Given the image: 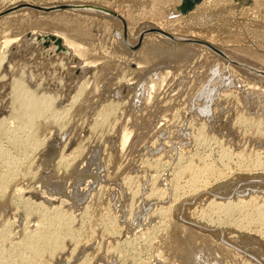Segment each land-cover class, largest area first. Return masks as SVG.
I'll use <instances>...</instances> for the list:
<instances>
[{
  "label": "rangeland",
  "instance_id": "1",
  "mask_svg": "<svg viewBox=\"0 0 264 264\" xmlns=\"http://www.w3.org/2000/svg\"><path fill=\"white\" fill-rule=\"evenodd\" d=\"M263 72L264 0H0V264H264Z\"/></svg>",
  "mask_w": 264,
  "mask_h": 264
},
{
  "label": "water",
  "instance_id": "2",
  "mask_svg": "<svg viewBox=\"0 0 264 264\" xmlns=\"http://www.w3.org/2000/svg\"><path fill=\"white\" fill-rule=\"evenodd\" d=\"M33 8L38 10V11L44 12V13H51V12H56V11H60V10H65V9L78 10V9H82L83 7L80 8V7L67 5V6H58V7H52V8H41V7H39V8L38 7H33ZM101 11H103L102 13L108 14V15H110L112 17H115V18H117V19H119L120 21L123 22L121 17L118 16L116 13H114L112 11H108V10H105V9H102ZM160 34H162L164 36H167V37H170V35H167V34H165L163 32H160ZM144 36H145V33H143L141 35L140 41L143 40ZM28 38L30 39V36ZM125 38H127V34L126 33H125ZM172 39H174V38H172ZM174 41H177V42H181V41H183V42H191V43L204 45L205 47L211 49L212 51L216 52L217 54L221 55L222 57L227 58L223 52H221L218 49H216L214 47H211V46H209V45H207L205 43L199 42V41H195V40H180V39H174ZM35 42H37L36 43L37 45L40 44L41 46H43L45 48H49V46L51 44H53L55 47H57L56 53H59L61 51H65V47L63 46L62 39L57 37V36H55V35H51V34L39 35V36L36 37ZM261 74H263V76H264V72L261 73Z\"/></svg>",
  "mask_w": 264,
  "mask_h": 264
},
{
  "label": "bare ground",
  "instance_id": "3",
  "mask_svg": "<svg viewBox=\"0 0 264 264\" xmlns=\"http://www.w3.org/2000/svg\"><path fill=\"white\" fill-rule=\"evenodd\" d=\"M75 7H80L81 8V6H75ZM92 9H94V7H92ZM103 8H97V10H99V11H101ZM105 10H107V9H105ZM101 12H103V11H101ZM159 13V12H158ZM40 32V31H39ZM146 32V31H145ZM163 32V31H162ZM165 33V32H164ZM160 34V33H159ZM53 35V34H52ZM56 35V34H55ZM160 35H162V34H160ZM170 35V34H169ZM30 36V39L28 38ZM27 35V37L25 38V42H24V45H25V47H28V48H30L29 47V44L32 42V45H36V47H40L41 45L39 44V45H37L36 43L37 42H35V39H36V37L37 36H39V34H37L36 32H34L33 31V33H31V35ZM58 37V36H57ZM167 37V36H166ZM174 38V39H178L177 37H174V36H170V37H168V38H170L171 40H173L174 41V39H172V38ZM214 38V37H213ZM140 39V38H139ZM180 39V38H179ZM130 40V39H129ZM192 40V39H191ZM13 41V40H12ZM18 41V40H17ZM63 42V46L65 47V51H61V52H59V53H56V51H57V47H55L53 44H51L50 46H49V49H48V51L46 52V56H47V58L49 57V55H53V60H60V59H62L63 57H65L66 58V56L68 57V55L70 54V47H72L73 48V44H72V42H71V40H67V39H65L64 41H62ZM13 43H15V42H11V40L10 41H8V42H6V44H5V47L6 48H8V47H11L12 45H14L15 46V44H13ZM129 43V42H128ZM31 45V44H30ZM53 46V47H52ZM23 47V46H22ZM18 48H20V47H18ZM71 48V49H72ZM32 49V48H31ZM39 49V48H38ZM9 50V49H8ZM26 50V49H25ZM12 51V50H11ZM15 51V50H14ZM18 51V50H17ZM30 51V50H29ZM28 51V52H29ZM44 51V50H43ZM27 52V53H28ZM39 52V51H38ZM19 53V51L17 52V54ZM25 53V52H24ZM16 54V53H15ZM42 54H43V52H42ZM45 54V53H44ZM34 56H35V54H33ZM42 56H45V55H42ZM45 56V57H46ZM74 56V55H73ZM226 56V55H225ZM5 57V56H4ZM7 57V56H6ZM227 57V56H226ZM34 58V57H33ZM229 58V57H228ZM20 59V58H19ZM38 59V58H37ZM25 60V59H24ZM36 60V59H35ZM233 60V59H232ZM13 61V60H12ZM31 61V60H30ZM73 61V60H72ZM35 62V61H34ZM33 62V63H34ZM37 62V61H36ZM40 64H42L41 62H40ZM73 69V68H72ZM74 72V71H73ZM84 73V72H83ZM69 74V73H68ZM79 75V74H78ZM82 76V75H81ZM80 77V76H79ZM83 78V77H82ZM77 79V78H76ZM75 80V79H74ZM75 84V83H74ZM50 90V89H49ZM48 96V95H47ZM43 99H45L44 98V96H43ZM48 99V98H47Z\"/></svg>",
  "mask_w": 264,
  "mask_h": 264
}]
</instances>
